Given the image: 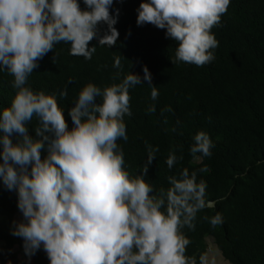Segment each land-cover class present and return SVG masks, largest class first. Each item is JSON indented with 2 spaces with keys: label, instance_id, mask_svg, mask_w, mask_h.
<instances>
[{
  "label": "clouds",
  "instance_id": "1",
  "mask_svg": "<svg viewBox=\"0 0 264 264\" xmlns=\"http://www.w3.org/2000/svg\"><path fill=\"white\" fill-rule=\"evenodd\" d=\"M112 2L82 0V9L78 0H0V72L13 77L16 90L10 105L0 109V183L15 191L19 211L11 234L22 238L26 257L42 248L49 264H197L185 256L189 240L181 229H193L197 212L214 206L205 199V182H197L196 171L183 169L167 177L170 187L153 192L143 175L130 177L122 168L116 141L127 140L122 118L131 115L128 89L141 84V77L128 71L119 83L102 89L85 84L68 109L71 128L55 93L25 86L39 59L57 43L69 44L70 55L86 60L95 51L88 46L93 37L112 45L118 36L115 16L109 14ZM228 4L141 0L136 23L164 29L165 37L176 42L175 59L201 66L214 59L210 49L218 42L210 29L219 25ZM100 23L108 29L102 37L97 36ZM113 67L120 69L119 57ZM142 70L155 100L157 89L148 69ZM66 94L61 90L59 96ZM33 117L34 136L26 126ZM192 140L189 152L195 159L211 156L213 144L205 132ZM145 150L150 164L158 149L145 142ZM178 159L170 150L165 164L171 169ZM204 218L213 227L222 223L219 212ZM13 252L24 256L18 245ZM199 264H209L206 255L199 256Z\"/></svg>",
  "mask_w": 264,
  "mask_h": 264
},
{
  "label": "trees",
  "instance_id": "2",
  "mask_svg": "<svg viewBox=\"0 0 264 264\" xmlns=\"http://www.w3.org/2000/svg\"><path fill=\"white\" fill-rule=\"evenodd\" d=\"M140 2L113 0L109 14L115 16L113 27L118 36L112 45L98 43L93 37L88 46L95 51L86 60L70 55L69 44L57 43L39 59L25 86L33 92L55 93L71 128L68 109L85 84L102 89L119 83L128 71L139 75L141 84L128 89L131 115L122 118L127 140L116 141L123 152L122 168L130 177L143 175L153 192L170 187L168 176H178L183 169L196 171L197 182L206 184L205 199L216 206L197 212L193 229H181L189 240L185 256L199 264V256L207 254L205 240L211 238L230 264H264V0H229L219 25L210 29L218 42L210 49L214 59L201 66L177 61L176 42L165 37L164 29L148 23L137 25ZM78 3L83 9L82 0ZM107 30L106 24H98L97 36ZM116 57L120 69L113 67ZM144 67L150 73L151 86L157 89L155 100L149 82L143 79ZM12 80L6 70L0 72V109L9 106L15 94ZM61 90L67 93L63 98ZM150 105L155 109L152 112L148 111ZM26 126L34 136L36 118ZM198 131L212 141L211 156L195 159L189 152ZM145 142L158 149L150 164ZM170 150L182 157L171 169L165 164ZM40 155L43 159L44 149ZM16 199L15 191L0 183V264H25L13 252L18 245L24 254L22 238L11 234L13 218L19 213ZM216 212L222 223L213 227L204 217ZM29 259L34 264H49L42 248Z\"/></svg>",
  "mask_w": 264,
  "mask_h": 264
},
{
  "label": "rangeland",
  "instance_id": "3",
  "mask_svg": "<svg viewBox=\"0 0 264 264\" xmlns=\"http://www.w3.org/2000/svg\"><path fill=\"white\" fill-rule=\"evenodd\" d=\"M17 220H20V217H17ZM207 245V258L209 260V264H230L226 262L222 257L220 251L218 250L217 246L215 245L214 241L211 238H207L205 240ZM15 251H18L15 249ZM26 264H32L31 259L25 258L23 255L20 258Z\"/></svg>",
  "mask_w": 264,
  "mask_h": 264
},
{
  "label": "water",
  "instance_id": "4",
  "mask_svg": "<svg viewBox=\"0 0 264 264\" xmlns=\"http://www.w3.org/2000/svg\"><path fill=\"white\" fill-rule=\"evenodd\" d=\"M213 205H214L213 207H209V208H214V207L216 206V203H215V202H213Z\"/></svg>",
  "mask_w": 264,
  "mask_h": 264
},
{
  "label": "crops",
  "instance_id": "5",
  "mask_svg": "<svg viewBox=\"0 0 264 264\" xmlns=\"http://www.w3.org/2000/svg\"><path fill=\"white\" fill-rule=\"evenodd\" d=\"M21 220H22V218H21ZM21 220H20V221H21Z\"/></svg>",
  "mask_w": 264,
  "mask_h": 264
}]
</instances>
